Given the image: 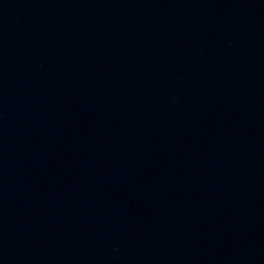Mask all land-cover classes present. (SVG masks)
Returning <instances> with one entry per match:
<instances>
[{"label":"water","instance_id":"water-1","mask_svg":"<svg viewBox=\"0 0 264 264\" xmlns=\"http://www.w3.org/2000/svg\"><path fill=\"white\" fill-rule=\"evenodd\" d=\"M0 264H264V0H0Z\"/></svg>","mask_w":264,"mask_h":264}]
</instances>
